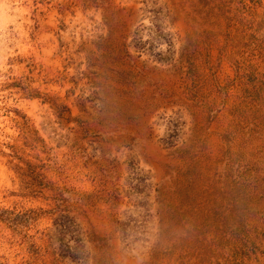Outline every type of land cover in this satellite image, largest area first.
Returning a JSON list of instances; mask_svg holds the SVG:
<instances>
[{
    "label": "rangeland",
    "instance_id": "rangeland-1",
    "mask_svg": "<svg viewBox=\"0 0 264 264\" xmlns=\"http://www.w3.org/2000/svg\"><path fill=\"white\" fill-rule=\"evenodd\" d=\"M0 264H264V0H0Z\"/></svg>",
    "mask_w": 264,
    "mask_h": 264
}]
</instances>
